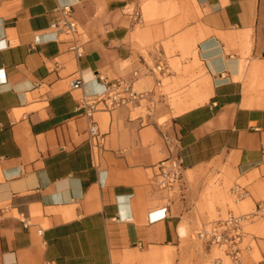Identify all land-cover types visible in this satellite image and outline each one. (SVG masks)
<instances>
[{
	"label": "crops",
	"instance_id": "1",
	"mask_svg": "<svg viewBox=\"0 0 264 264\" xmlns=\"http://www.w3.org/2000/svg\"><path fill=\"white\" fill-rule=\"evenodd\" d=\"M118 77L145 94L93 114L95 150L79 100ZM0 204V264H117L246 213L264 264V0H0Z\"/></svg>",
	"mask_w": 264,
	"mask_h": 264
},
{
	"label": "built area",
	"instance_id": "2",
	"mask_svg": "<svg viewBox=\"0 0 264 264\" xmlns=\"http://www.w3.org/2000/svg\"><path fill=\"white\" fill-rule=\"evenodd\" d=\"M60 15L52 22L51 26L61 32L72 35L77 32V24L73 17L71 6L65 5L58 9ZM159 75L166 73L163 62L155 65ZM154 69V70H155ZM136 72L133 73L134 77ZM104 80V78H100ZM159 83V82H158ZM80 85L73 83V87ZM145 92H138L133 88V78L118 77L113 80H105L102 89L89 94H84L79 100L83 113L89 117L88 131L92 147L97 149L102 140L93 114L97 111H108L121 106L134 103L143 97ZM167 142L168 137L164 136ZM183 172V159L179 152L170 155L159 162V170L152 177L151 182L159 189H170L176 185ZM5 212V207L0 204V221ZM253 213L238 216L228 214L222 219L209 223V229H204L202 234L209 237L213 243L223 247L228 264H242L241 253L251 248L250 240L247 238L245 225L251 219ZM222 258H217L216 264H222ZM224 263V262H223Z\"/></svg>",
	"mask_w": 264,
	"mask_h": 264
},
{
	"label": "rangeland",
	"instance_id": "3",
	"mask_svg": "<svg viewBox=\"0 0 264 264\" xmlns=\"http://www.w3.org/2000/svg\"><path fill=\"white\" fill-rule=\"evenodd\" d=\"M192 92L195 95V83L192 85ZM180 93L179 90L173 92L172 98L179 96ZM184 228L182 235L178 233L176 243L159 252L129 254L117 264H216L217 258H222L224 264L228 262L223 247L213 243L209 237L202 234L204 229H209V226H184ZM244 229L245 231L251 230L247 227Z\"/></svg>",
	"mask_w": 264,
	"mask_h": 264
},
{
	"label": "bare ground",
	"instance_id": "4",
	"mask_svg": "<svg viewBox=\"0 0 264 264\" xmlns=\"http://www.w3.org/2000/svg\"><path fill=\"white\" fill-rule=\"evenodd\" d=\"M183 232H184V230H183V228H181V229H180V233L183 234Z\"/></svg>",
	"mask_w": 264,
	"mask_h": 264
}]
</instances>
